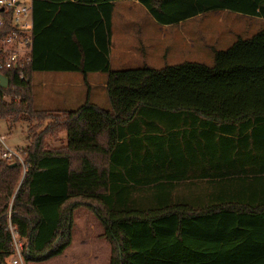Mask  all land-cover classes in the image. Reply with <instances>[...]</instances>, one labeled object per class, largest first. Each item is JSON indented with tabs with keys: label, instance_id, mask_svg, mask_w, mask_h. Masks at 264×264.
I'll list each match as a JSON object with an SVG mask.
<instances>
[{
	"label": "trees",
	"instance_id": "obj_1",
	"mask_svg": "<svg viewBox=\"0 0 264 264\" xmlns=\"http://www.w3.org/2000/svg\"><path fill=\"white\" fill-rule=\"evenodd\" d=\"M118 1L33 0L26 78L0 69V118L49 119L31 128L25 172L0 159V264L12 228L26 262L62 254L80 207L101 222L110 264H264V28L215 49L212 64L112 69ZM137 1L162 24L215 9L264 19V0ZM61 71L105 73L111 107L89 96L61 114L36 107L35 72ZM158 87L168 94L123 109L125 92ZM61 131L66 145L48 147Z\"/></svg>",
	"mask_w": 264,
	"mask_h": 264
},
{
	"label": "rangeland",
	"instance_id": "obj_2",
	"mask_svg": "<svg viewBox=\"0 0 264 264\" xmlns=\"http://www.w3.org/2000/svg\"><path fill=\"white\" fill-rule=\"evenodd\" d=\"M162 26L139 2L132 0L116 2L110 45L112 69H119L121 65L127 66V70L136 69L137 66L148 63L154 67H161L169 63L165 58L172 63L185 61V58H182L183 54L181 56L171 43L175 39L180 41L188 39L189 47L193 42L194 47L192 50L189 48L190 61L212 64L215 49H226L239 37H250L264 28V20L232 10L215 9L188 19L183 26L158 28ZM89 75L88 79V76L84 78L80 72H35L33 85L36 107L52 111L53 114L67 111L46 107V103L51 99V95L45 91L47 88H52L54 94L55 90H67V93L81 90L83 98L76 102L77 106L87 99L90 92L91 101L107 107V93L101 83L106 74L97 72ZM79 76H82L80 80L82 87L76 85ZM48 120L41 123L37 119L13 123L10 119L0 118V135L6 138L10 146L27 149L33 135L31 128L39 123L42 129ZM66 141V133L61 131L57 136L50 137L47 145L61 147L66 145ZM103 233L104 228L97 217L86 207H80L74 213L71 245L62 254L45 261L26 262L23 258V264H110L112 247ZM7 262L11 264L9 257Z\"/></svg>",
	"mask_w": 264,
	"mask_h": 264
},
{
	"label": "built area",
	"instance_id": "obj_3",
	"mask_svg": "<svg viewBox=\"0 0 264 264\" xmlns=\"http://www.w3.org/2000/svg\"><path fill=\"white\" fill-rule=\"evenodd\" d=\"M34 45L33 0H0V69L15 70L20 80H25V68L31 62ZM3 74V73H0ZM5 75V74H3ZM4 87L0 84L1 88ZM7 101H19L21 95L5 92ZM26 149L12 147L0 135V159L20 163L26 170ZM13 252L9 256L11 264H23L24 241L12 228Z\"/></svg>",
	"mask_w": 264,
	"mask_h": 264
},
{
	"label": "crops",
	"instance_id": "obj_4",
	"mask_svg": "<svg viewBox=\"0 0 264 264\" xmlns=\"http://www.w3.org/2000/svg\"><path fill=\"white\" fill-rule=\"evenodd\" d=\"M132 1L138 2L137 0H132ZM253 17H258V16H253ZM258 18H261V17H258ZM153 19H154V17H153ZM261 19H263V18H261ZM187 20L180 21V22L174 23V24H162V23H159L156 20L155 21L158 22L159 24L163 25L162 27H158L159 29H163L164 27L171 28V27H174V26H183V24ZM113 29H114V12H113V18H112V34H113ZM112 34H111V37H112ZM178 39H179V36H178ZM181 39H183V37H181ZM171 43L175 45L174 48L176 49L177 52L181 53L180 54L181 56L183 54L182 58H185L184 60H189L188 59L189 58V54H190L189 48H190V50H192V47H194L193 42H191V47L188 46V44H189L188 39L187 40L183 39L182 41H180V39L179 40L175 39ZM182 48H185V49L181 50ZM110 56H111V46H110V52H109L110 66H111L112 65V60H111ZM165 59L168 60L169 63H172V61H170L169 59H167V58H165ZM147 65H150V64L148 63ZM150 66H152V65H150ZM139 67H141V66H137V68H139ZM111 68H112V66H111ZM119 69L120 70H127L128 67L121 65ZM61 72H69V71H61ZM93 73H97V72H93ZM98 73H100V72H98ZM89 74H88V79H89V76H90ZM80 80H82V76H79L76 79V82H77L76 85L82 87V84H81ZM90 82H91V84H93L91 79H90ZM101 83H102L103 88L106 89L107 105L108 106L105 107V106H102V105H100V104H98V103H96L94 101H92V102L98 104L99 106H102V107H105V108H110L111 107V100H110V97H109V94H108V90H107V75L103 76V78L101 80ZM45 91L48 94L51 95V99L49 100V102L46 103L47 104L46 107H48L49 109L70 110V109L77 108L78 106H80L82 104V103H80V105H78V106L76 105L77 104L76 102H78V101L80 102L82 100V98H83L81 90L77 91V92L73 91V93H67V90H64V91L63 90H55L56 91L55 94H54V91H53L52 88H47ZM77 93H79V94L77 95ZM103 93H105V90L103 91ZM167 94H168L167 91L161 90L159 87L156 88V89L155 88L154 89H148V90L146 89L143 93H138V94L133 93V92H125L124 93L125 99L123 100V109L126 110L127 108H129L132 105V100L135 98L136 95L143 96V97H154L155 98V97H158V96H161V95H167ZM88 96H89V99H90L91 98V93L90 92H88ZM75 106H77V107H75ZM66 138H67V134H66Z\"/></svg>",
	"mask_w": 264,
	"mask_h": 264
},
{
	"label": "water",
	"instance_id": "obj_5",
	"mask_svg": "<svg viewBox=\"0 0 264 264\" xmlns=\"http://www.w3.org/2000/svg\"><path fill=\"white\" fill-rule=\"evenodd\" d=\"M0 84L4 87L8 85V78L3 74H0ZM12 165H16V163L14 162Z\"/></svg>",
	"mask_w": 264,
	"mask_h": 264
}]
</instances>
